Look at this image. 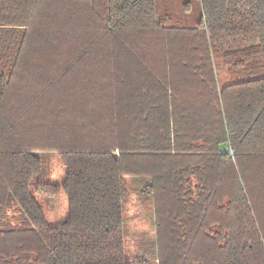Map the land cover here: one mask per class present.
Returning <instances> with one entry per match:
<instances>
[{
    "label": "trees",
    "instance_id": "1",
    "mask_svg": "<svg viewBox=\"0 0 264 264\" xmlns=\"http://www.w3.org/2000/svg\"><path fill=\"white\" fill-rule=\"evenodd\" d=\"M127 177L153 263L123 255ZM0 264H264V0H0Z\"/></svg>",
    "mask_w": 264,
    "mask_h": 264
},
{
    "label": "rangeland",
    "instance_id": "2",
    "mask_svg": "<svg viewBox=\"0 0 264 264\" xmlns=\"http://www.w3.org/2000/svg\"><path fill=\"white\" fill-rule=\"evenodd\" d=\"M221 54V53H220ZM219 82L228 77L227 64L219 55ZM41 171L39 180L61 184L66 167L58 153L40 152ZM126 195L122 202L123 255L127 260L146 259L153 263L156 255V231L152 195L144 191V177H127ZM47 223L59 224L68 213L67 196L61 190L56 196L34 194Z\"/></svg>",
    "mask_w": 264,
    "mask_h": 264
},
{
    "label": "built area",
    "instance_id": "3",
    "mask_svg": "<svg viewBox=\"0 0 264 264\" xmlns=\"http://www.w3.org/2000/svg\"><path fill=\"white\" fill-rule=\"evenodd\" d=\"M226 150H227V152H228V155H229L230 157H233V155H234V151H233L230 147H226Z\"/></svg>",
    "mask_w": 264,
    "mask_h": 264
}]
</instances>
